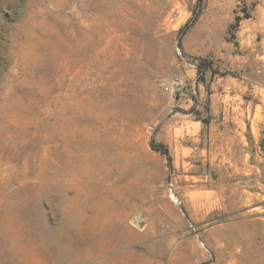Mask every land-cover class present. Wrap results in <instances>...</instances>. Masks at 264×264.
Listing matches in <instances>:
<instances>
[{"label":"rangeland","instance_id":"374dc122","mask_svg":"<svg viewBox=\"0 0 264 264\" xmlns=\"http://www.w3.org/2000/svg\"><path fill=\"white\" fill-rule=\"evenodd\" d=\"M263 253L264 0H0V264Z\"/></svg>","mask_w":264,"mask_h":264},{"label":"built area","instance_id":"2783aa9c","mask_svg":"<svg viewBox=\"0 0 264 264\" xmlns=\"http://www.w3.org/2000/svg\"><path fill=\"white\" fill-rule=\"evenodd\" d=\"M186 85L187 84L183 79L175 77L164 84L163 89L174 98H189V100H191L192 97L195 96L196 92L193 87H191L190 90L187 91ZM188 95L190 96L188 97Z\"/></svg>","mask_w":264,"mask_h":264},{"label":"bare ground","instance_id":"6f19581e","mask_svg":"<svg viewBox=\"0 0 264 264\" xmlns=\"http://www.w3.org/2000/svg\"><path fill=\"white\" fill-rule=\"evenodd\" d=\"M242 251V250H241ZM245 252V251H242ZM246 264H264V253L262 255L257 254L252 256Z\"/></svg>","mask_w":264,"mask_h":264}]
</instances>
